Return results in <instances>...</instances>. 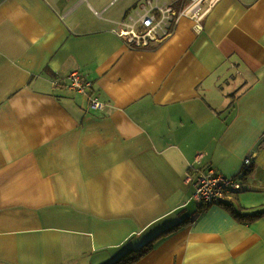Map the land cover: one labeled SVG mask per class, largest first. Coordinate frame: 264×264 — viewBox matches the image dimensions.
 Wrapping results in <instances>:
<instances>
[{"label":"crops","instance_id":"0c3cea01","mask_svg":"<svg viewBox=\"0 0 264 264\" xmlns=\"http://www.w3.org/2000/svg\"><path fill=\"white\" fill-rule=\"evenodd\" d=\"M144 1L0 0V264H105L183 218L134 264H264V215L226 206L264 211V0H217L200 31L183 17L129 48L116 25ZM245 167L198 209L199 172Z\"/></svg>","mask_w":264,"mask_h":264},{"label":"built area","instance_id":"2783aa9c","mask_svg":"<svg viewBox=\"0 0 264 264\" xmlns=\"http://www.w3.org/2000/svg\"><path fill=\"white\" fill-rule=\"evenodd\" d=\"M182 7L176 9L171 4H158L157 1L145 0L139 7L127 12L123 19L117 23L116 34L123 38L127 47L133 49L156 46L170 37L178 21L189 18L197 31L201 30V22L208 10L217 0H176ZM206 10V11H205ZM205 11V12H204ZM67 87L70 90L89 94L93 84L81 78L78 71L68 76ZM89 108L102 110L104 104L93 94L88 95ZM264 140V135H263ZM244 165L250 164V158L244 159ZM242 185L235 177L227 178L215 170L206 169L197 174L194 183L192 200L197 205L213 206L222 204L232 194L239 191Z\"/></svg>","mask_w":264,"mask_h":264},{"label":"trees","instance_id":"16d2710c","mask_svg":"<svg viewBox=\"0 0 264 264\" xmlns=\"http://www.w3.org/2000/svg\"><path fill=\"white\" fill-rule=\"evenodd\" d=\"M249 170H250L249 167H245L241 173L240 178L239 179H238V177H235V178L240 180L239 182L242 183V178L248 174ZM226 206H228V208L231 210V212L235 218H237L239 221H241L243 223H247V224L260 219L264 215V211L241 212L237 209H231V207H233L231 204H227ZM207 207L208 206L198 205V209H200L202 211L205 210ZM198 212H199V210H198ZM190 221H191V219H189V218L181 219L175 225L168 227L166 230L155 235L150 240H147L144 245H142L140 247H136V248H127V249L121 251L119 254L116 255L115 258H113L111 261H109L105 264H134V263H136L138 260H140L145 255H147L160 240H162L166 236L173 234L174 232L178 231L181 227L190 223Z\"/></svg>","mask_w":264,"mask_h":264},{"label":"rangeland","instance_id":"374dc122","mask_svg":"<svg viewBox=\"0 0 264 264\" xmlns=\"http://www.w3.org/2000/svg\"><path fill=\"white\" fill-rule=\"evenodd\" d=\"M188 4V0H185V5H187ZM195 29V28H194ZM196 30V29H195ZM197 31V30H196Z\"/></svg>","mask_w":264,"mask_h":264}]
</instances>
